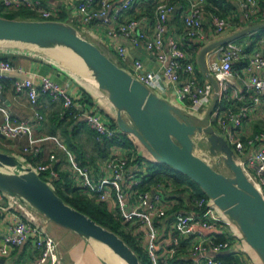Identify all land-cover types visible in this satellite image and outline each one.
Wrapping results in <instances>:
<instances>
[{
  "label": "built area",
  "instance_id": "built-area-1",
  "mask_svg": "<svg viewBox=\"0 0 264 264\" xmlns=\"http://www.w3.org/2000/svg\"><path fill=\"white\" fill-rule=\"evenodd\" d=\"M144 1L154 3V23L150 32L139 29L138 18L125 19L124 16L137 4ZM245 17L253 13L257 7V0H237ZM207 0H188V10L183 17L184 35L190 38L203 37L202 18L206 13ZM4 9L18 10L27 8L35 12L40 20L53 19L56 11L42 5L41 0H0ZM175 9V4L166 0H76V12L80 22L87 24L101 22L104 25H112L109 30L111 35H120L128 38L135 46L142 43L145 50L158 62L157 69H147L141 59L135 58L131 63L129 72L141 83L156 93L166 95L170 89L175 95V105L181 107L190 114L202 116L204 102L212 94L211 83L199 84L189 79L193 72V64L185 60L180 48L179 41L175 38L165 40L169 15ZM256 11L259 12L257 9ZM264 19V11L260 12ZM215 32L221 33L230 26V20L225 17L214 18L212 21ZM219 57L208 66V72L218 83L216 92L217 101L208 117V123L213 122L221 130L222 134L236 154V161L241 165L247 178L253 183L264 199V130L252 133L251 136L242 139L237 134L249 110L255 105L264 102V75L259 76L252 72L242 79L240 88L236 87L232 78L235 75L233 63L241 60L244 50L228 41L219 47ZM117 59L127 60V49L123 44L115 47ZM107 55V54H106ZM109 56V55H108ZM248 67H257L264 70V57L257 51L248 54ZM21 70L8 59L0 60V94L3 90V81L9 77L10 71ZM188 76V78H186ZM15 93L25 91L31 105H37L40 95H47L52 101H59L66 109L69 116L75 117L80 111L82 104L63 86L47 75H42L38 80L34 77H24L13 81ZM230 93L238 101H244L250 95V102L238 109L233 106H223L222 101L229 100ZM234 94V95H233ZM169 101V100H168ZM3 112V121L0 123V137L14 139L21 134H27L29 144L36 139L32 137L33 126L43 119L39 110L34 111V121L17 119L11 113L0 106ZM83 120L87 127L96 133L97 140L103 138L120 141L121 130L112 127L96 110L82 112ZM225 134V135H224ZM69 164L73 185L84 195L94 202H102L108 210H117L120 220L126 229L133 232L135 227H144L146 242L144 250L148 264H169L175 256L179 236L191 235L194 237L188 245V250L195 257H202V264H229L220 257L207 255V249L221 251L227 246V242L217 240L206 231L213 230L217 225V219L205 215H212L213 209L207 206L209 197L201 195L194 200L198 208L206 207L204 217L175 213L171 226V245L162 253L157 249V241L160 235V225L157 219L167 215L169 204L166 202L164 192H160L158 184L149 189L142 190L140 185L143 175L146 174V165L133 168L130 163L134 160L132 154L121 151L122 147L114 143L108 155L103 160V175L93 177L91 168L81 164L74 154L63 144H60ZM32 146V145H31ZM24 147L23 150H29ZM37 151L36 148L32 149ZM58 158L50 154L44 163L30 165L39 175L44 173L48 180L57 179L59 173L55 168ZM162 184V183H161ZM168 188H174L169 181ZM164 187V188H166ZM166 190V189H165ZM14 205L25 214L26 218L16 214L10 220L3 221L0 217V235L5 245L20 246L33 239L34 245L39 251L38 262L40 264H60L61 255L58 252V242L35 223L37 211L27 207L18 199L11 197ZM211 204V203H210Z\"/></svg>",
  "mask_w": 264,
  "mask_h": 264
},
{
  "label": "crops",
  "instance_id": "crops-1",
  "mask_svg": "<svg viewBox=\"0 0 264 264\" xmlns=\"http://www.w3.org/2000/svg\"><path fill=\"white\" fill-rule=\"evenodd\" d=\"M41 1L44 7L55 10L56 15L64 13L65 18H73L78 27L87 34L88 37H86V39L95 43L105 54L109 55L110 58L112 57L117 61L124 63L129 68L131 67L132 60L135 58L141 59L147 69L158 68V62L148 53L147 50L144 49L142 43L135 46L128 38L122 37L120 35L114 36L109 34L108 32L110 29H112V25H104L100 21L87 24L80 22L76 12V0ZM166 1L174 3L175 9L168 17L165 40H168L169 38H175L179 41V45L184 54L185 60L191 62L194 67L193 72L189 74V79L199 84L208 82L211 83L203 73L202 74L205 76V80H201L196 70V65L199 66V53L205 45L230 36L244 27L264 22V19L259 15L260 12L264 11V0H257V7L253 10L254 12L247 17L243 15L237 0H207L206 13L202 18L203 37H185L183 17L188 10V0ZM153 3V1H144L137 4L124 16V18H138L140 20L138 26L139 29L150 32L154 23ZM0 6L2 5L0 4ZM257 9L259 12L256 11ZM218 17H225L229 19L231 23L230 26L224 29L221 33L215 32L212 24L213 19ZM229 41L240 46L245 53V56L241 60L235 61L233 63V70L235 73L232 78L233 84L240 88L242 79L247 78L252 72L257 73L259 76H263L264 70L257 67H248L247 56L249 53L257 51L261 56L264 57V27L255 29ZM227 42L228 41L219 44L204 53L203 61L206 68H208L212 61L218 59L220 54L218 51L219 47ZM117 44H123L127 49V60L125 62L117 59V54L115 52V47ZM53 53L55 52L37 49L30 46L0 47V55L6 56V59L12 61L16 67L21 68V70L10 71L9 77L5 80L0 96V106L8 110L12 117L17 119H28L30 121H34V111L37 109L43 116L42 121L33 126L32 137L35 138L36 141L31 144L32 146L29 144V138L27 134H21L14 139H6L1 137L2 139L0 142L1 145L8 148V153L11 152L13 154H21L22 158L24 159L23 162L27 165L44 163L48 160L50 154H55L58 158V162L55 164V168L57 169L58 173L60 171H68V174L70 175L71 172L69 170L67 158L65 155L61 156L65 154L63 149L53 138H51L55 137V139L60 144H63L66 147L63 135L61 133V127L58 124L56 125V122L53 121V119H56L58 115L63 117L65 114H67L66 109L61 102L52 101L47 95H40L38 104L36 106L31 105L25 91L15 93L13 89V81L15 79H22L24 77H34L35 80H38L40 76L47 75L60 86L65 87L70 92V94L77 99L81 98L83 94L89 95L92 99V104L82 105L84 111L93 109L101 115L105 114V116L110 119L115 118L116 109L105 98V96L97 90L95 84L84 78L80 73L72 70ZM213 55H215L214 58ZM186 78H188V76H186ZM212 88V93H214L213 85ZM213 97L214 94L205 100L203 115L210 107ZM250 98V95H247L245 100L241 102L232 97L230 93L228 100L229 103L227 106L230 105L233 106L234 109H238L243 105H247L250 102ZM216 104H219L217 99L215 105ZM83 110L80 109L77 116L70 117L71 119L75 120L76 123H83L80 131L75 134V141L79 142V146L82 145V151L87 156L90 149V144L87 140L90 129L83 120ZM3 117V112L0 109V123L3 121ZM53 129H55V133L52 132ZM219 130L222 133L220 128ZM263 130L264 102H260L255 105L254 109L249 110L248 117L245 118L242 125L238 127L237 134L240 136V138L245 139L251 136L252 133ZM29 146L31 147L29 150H23L24 147ZM33 148H36L37 151H33ZM121 151L130 154L126 147H122ZM137 153L140 155L142 153L141 149H137ZM73 154L75 156V153ZM133 157L135 159V156ZM103 160H98V164L93 167L87 165L91 168L93 177L103 175ZM78 161L81 163L80 160ZM140 165L144 166L146 164L142 162ZM140 165H136L135 160L130 163V166L133 168H136ZM158 186V190L162 193L164 192L166 202L169 204L167 215L157 219V223L160 225V235L157 241V249L159 253H162L164 249L171 245V226L175 213L190 214L202 218L204 217L206 207L209 206L211 209H213V213L212 215H205V217L212 219L214 216L217 219V225L213 230L206 232L217 240L227 242V246L219 252L207 249L206 254L216 257H221L223 254L231 255L233 257H237L242 264H262L252 249L251 251L250 249L245 250L243 243L244 241L236 235L235 229L231 227L233 222L230 219L227 220L223 218L210 203H208V205L203 208H198L195 205L194 200L202 195L201 191H198L196 186L190 183H185L182 186L174 185V188H168L166 187L168 186L167 183L164 184L163 182L162 184L159 183ZM16 214L26 218L25 214H23L16 207V205H14L12 198L0 192V217L3 219V221L7 222V220H10ZM34 221L38 226L41 227V229H43V225L52 224L49 223L48 218L38 212ZM50 228L59 230L58 228L60 227H58V225L52 224ZM66 230H68L66 231L68 235L66 244L62 243L60 239L54 238L51 235L58 242V252L61 255L60 264H107L101 254L103 253V250L97 248V246L103 248L101 245L96 244V246L91 240L81 237L70 229L66 228ZM133 235L136 236L137 240L144 248V244L146 242L144 227H135ZM177 235L180 238L178 249L169 264H202V257L201 259L198 256L195 257L188 250V245L192 242L194 237L191 235L185 236L179 232ZM220 235L223 236V239H219ZM38 258L39 251L35 247L33 239H29V241L20 246H10L3 243L0 235V264H40L38 262Z\"/></svg>",
  "mask_w": 264,
  "mask_h": 264
},
{
  "label": "water",
  "instance_id": "water-1",
  "mask_svg": "<svg viewBox=\"0 0 264 264\" xmlns=\"http://www.w3.org/2000/svg\"><path fill=\"white\" fill-rule=\"evenodd\" d=\"M262 27L264 22L244 27L201 49L199 67L214 87L213 101L202 116L190 114L157 95L95 43L81 36L77 28L67 21L0 15V42H16L54 52L69 50L79 56L97 90L116 109L117 127L131 133L155 161L173 167L195 182L238 227L246 243L264 264V199L236 161V154L225 137L208 123V116L216 103L218 83L203 61L207 50ZM198 139L205 140L215 163L222 161L230 175L216 170L194 153ZM0 192L18 199L85 239L105 244L127 264H140L137 254L123 238L66 203L30 165L15 154L2 150Z\"/></svg>",
  "mask_w": 264,
  "mask_h": 264
},
{
  "label": "trees",
  "instance_id": "trees-1",
  "mask_svg": "<svg viewBox=\"0 0 264 264\" xmlns=\"http://www.w3.org/2000/svg\"><path fill=\"white\" fill-rule=\"evenodd\" d=\"M2 6H0V15L9 18H20V19H38V16L35 12L29 11L28 9H19L17 11L4 12ZM4 12V13H2ZM57 20H66L64 13H60L55 17H52ZM4 55H0L1 59H6ZM5 80L3 81L4 86ZM79 102L84 104H92V99L89 95H84L77 99ZM56 122V125H60L61 133L63 135L67 149L75 153V158L81 161V164L89 165L90 167L96 166L98 160L102 161L108 155L111 146L114 143H118L123 147H126L130 154L135 156L136 165H140L143 161L141 156L137 153V149L142 147L138 140L129 132L121 131V140L116 141L103 138L101 141L97 140V135L90 129L88 133V142L90 144L89 154L86 156L82 151L81 146L78 145V141H75V134L80 131V128L83 126V123L77 122L68 114H65L63 117L58 115L56 119H53ZM112 127L117 126L115 118L108 119ZM71 128V129H70ZM55 133V129L52 131ZM139 146V147H138ZM143 148V147H142ZM87 151V150H86ZM85 151V152H86ZM79 153V154H78ZM65 154L61 155L64 156ZM153 159V158H152ZM144 163V162H143ZM147 167L146 174L143 175V181L140 185V189L145 190L149 189L152 185H157L159 183H168L171 181L176 186H182L185 183H190L189 179L185 174L174 169L173 167L166 165L164 163L155 161L153 163H145ZM41 178L47 181L55 192L63 198V200L76 208L77 210L87 214L97 223L102 226L112 230L118 234L123 240L135 251L137 254L140 264H148V259L146 252L143 246L139 243L136 236L133 235V232L126 229L125 224L120 220L118 211L108 210L106 205L102 202H94L89 199L86 195L81 193L74 185L71 178V175L68 174V171H60L57 179L48 180L44 173L40 174ZM191 184V183H190ZM196 184V183H195ZM202 195H207L201 190ZM199 196V195H198ZM219 239H223V236L220 235ZM220 258L228 262L229 264H242L237 257L231 255H222Z\"/></svg>",
  "mask_w": 264,
  "mask_h": 264
},
{
  "label": "rangeland",
  "instance_id": "rangeland-1",
  "mask_svg": "<svg viewBox=\"0 0 264 264\" xmlns=\"http://www.w3.org/2000/svg\"><path fill=\"white\" fill-rule=\"evenodd\" d=\"M2 11H4V12H9V11H17V10H9V9H7V10H2ZM4 12H2V13H4ZM1 14V13H0ZM66 21L67 22H69L70 24H72L73 26H75L76 28H77V30H78V32H79V34L81 35V36H83V37H88L87 36V34L85 33V32H83L79 27H78V25L76 24V22L73 20V18H70V17H68V18H66ZM17 46H25V45H22V44H18V43H9V42H6V43H0V47H17ZM55 53H57V54H61L62 56H64V55H67L66 53V51L65 50H63L62 52H55ZM69 55V54H68ZM215 57V55H213V58ZM59 58V57H58ZM112 58V57H111ZM60 59V58H59ZM113 59V61L115 62V63H117V64H119L121 67H123L124 69H126L127 71H129V72H132V70H131V67L129 68V67H127V65H125L124 63H121V62H119V61H117L116 59H114V58H112ZM62 61V60H61ZM63 62V61H62ZM64 63V62H63ZM64 64H66V63H64ZM67 66H69L72 70H74L75 72H78V73H80L78 70L80 69V68H78L77 67V64H76V62L75 61H70L69 62V64L67 63L66 64ZM78 68V70H75V69H77ZM196 70H197V72H198V75H199V77H200V79L201 80H205V76L202 74V72H201V70L199 69V66L198 65H196ZM81 74V73H80ZM156 94L157 95H159L160 97H163V98H165V99H167V100H169L171 103H174V102H176V100H175V95H174V93H172L171 92V90L169 89L168 91H167V94L166 95H164V94H161L159 91H157L156 90ZM229 102L228 101H226V99H224L223 101H222V104L224 105V106H227V104H228ZM229 106V105H228ZM106 120H108V117H106L105 116V114L104 115H102ZM261 126H263V125H261ZM213 127H214V129L216 130V131H218L219 133H220V130H219V128L214 124V122H213ZM2 138L0 137V140H1ZM245 140V139H244ZM89 143V142H88ZM139 147V146H138ZM139 149H141V151H142V153L140 154V156H141V160L144 162V163H153V159H152V157L150 156V154L144 149V148H142V147H139ZM0 150H2V151H5V152H9V150H8V148H6V147H4L3 145H1V142H0ZM11 153V152H10ZM194 153L195 154H197V155H199V156H201L206 162H208L212 167H214L216 170H218V171H220V172H222V173H224V174H226V175H230V170L223 164V162L222 161H220V163L219 164H216L215 163V160H214V158H213V156L208 152V149H207V143L205 142V140H203V139H198L197 141H196V145H195V147H194ZM13 154V153H12ZM20 160H22V161H24V159L22 158V156H21V154H15ZM189 181H190V183L192 184V185H194V186H196V188L198 189V191H201V188L197 185V184H195V182H193L191 179H189ZM6 196H8V195H6ZM209 200H210V203L212 204V206L216 209V211L223 217V218H225V219H227V220H229L224 214H223V212L217 207V206H215L214 205V203H213V201L210 199V198H208ZM48 221H49V223H52L53 225H58V227H60V228H58L59 230H54V229H52V228H50V226H52V224H46V225H43L42 226V228L46 231V232H48L50 235H52L54 238H58V239H60L61 240V242L62 243H64V244H66V242H67V237H68V235H67V233H66V231H68V230H66V228H64L63 226H60L59 224H57V223H55V222H53L52 220H50V219H48ZM231 227L233 228V229H235V233H236V235L238 236V237H240V239H242L244 242V248H245V250L246 249H250V251H251V247L246 243V241L244 240V238H243V236H242V234H241V232L239 231V229H238V227L235 225V224H233L232 223V225H231ZM97 246V245H96ZM97 248L98 249H102L103 251V253H104V255H103V253H101L102 254V256H103V259L105 260V262L107 263V264H113V262L111 261H108V259H111V256H112V254H111V252L108 250V249H106V250H108L109 251V253H110V256L109 257H106V255H105V250H104V248H101L100 246H97ZM99 250V251H100ZM252 251H254L253 249H252ZM98 252V251H97ZM114 258V257H113ZM114 261H115V258L113 259Z\"/></svg>",
  "mask_w": 264,
  "mask_h": 264
},
{
  "label": "bare ground",
  "instance_id": "bare-ground-1",
  "mask_svg": "<svg viewBox=\"0 0 264 264\" xmlns=\"http://www.w3.org/2000/svg\"><path fill=\"white\" fill-rule=\"evenodd\" d=\"M0 43H6V42H0ZM9 43H16V42H9ZM67 55H64L62 56L61 54H57V53H53L55 56L59 57L64 63H68L72 60V61H75L76 64H77V67L80 68L78 70L75 69V70H78L81 75L86 78L87 80L91 81L93 84H95V81L94 79L92 78V76L90 75V72L89 70L87 69V67L85 66V64L82 62V60L79 58V56H77L75 53H73L72 51H69L67 50L66 51ZM69 54V55H68ZM91 241L96 245H101L104 250H105V255L106 257H109L110 256V253L109 251L111 252L112 256H111V259H108V261H112L113 264H127L125 260H123L121 257H119L117 254H115L109 247H107L105 244L99 242V241H96V240H93L91 239ZM108 249V250H106ZM115 258V261L113 260Z\"/></svg>",
  "mask_w": 264,
  "mask_h": 264
}]
</instances>
